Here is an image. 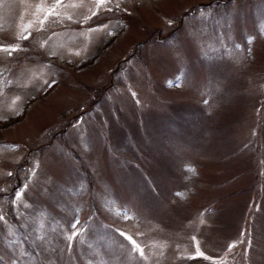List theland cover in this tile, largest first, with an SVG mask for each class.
Segmentation results:
<instances>
[{
  "label": "rangeland",
  "instance_id": "obj_1",
  "mask_svg": "<svg viewBox=\"0 0 264 264\" xmlns=\"http://www.w3.org/2000/svg\"><path fill=\"white\" fill-rule=\"evenodd\" d=\"M0 45V264H264V0H0Z\"/></svg>",
  "mask_w": 264,
  "mask_h": 264
},
{
  "label": "snow or ice",
  "instance_id": "obj_2",
  "mask_svg": "<svg viewBox=\"0 0 264 264\" xmlns=\"http://www.w3.org/2000/svg\"><path fill=\"white\" fill-rule=\"evenodd\" d=\"M58 2L62 3L63 0H58ZM98 4L103 6L106 4L107 0H97ZM93 15H95V13H93ZM23 39L27 40L29 39V37L27 35L23 36ZM0 50H3V51H7V52H11V51H15L16 49H13V48H8V47H5L3 45H0ZM9 175H11V173H9ZM19 193H17V197H19ZM0 219H3L2 217H0ZM78 223V222H77ZM128 239H131V237H128ZM133 243H135V241H133ZM137 248H139V245H137ZM143 253L141 252V255ZM202 255V253L200 254Z\"/></svg>",
  "mask_w": 264,
  "mask_h": 264
}]
</instances>
